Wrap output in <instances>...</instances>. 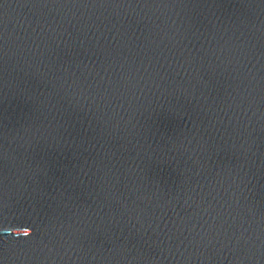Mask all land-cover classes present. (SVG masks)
Segmentation results:
<instances>
[{"label": "water", "instance_id": "water-1", "mask_svg": "<svg viewBox=\"0 0 264 264\" xmlns=\"http://www.w3.org/2000/svg\"><path fill=\"white\" fill-rule=\"evenodd\" d=\"M0 264H264V0H0Z\"/></svg>", "mask_w": 264, "mask_h": 264}]
</instances>
